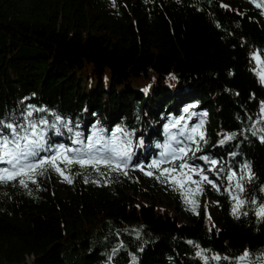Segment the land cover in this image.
Returning <instances> with one entry per match:
<instances>
[{"label": "trees", "instance_id": "16d2710c", "mask_svg": "<svg viewBox=\"0 0 264 264\" xmlns=\"http://www.w3.org/2000/svg\"><path fill=\"white\" fill-rule=\"evenodd\" d=\"M255 54L264 60V9L240 0H0V120H46L38 129L53 149L83 151L77 133L94 150L115 139L135 160L163 151L171 121L217 186L208 183L217 202L193 212L157 169L152 188L141 186L130 161L127 175L61 163L72 183L51 168L27 187L0 183V264L30 255L33 264H237L245 250L259 264L264 65ZM193 127L204 140L187 139ZM233 196L245 202L239 218Z\"/></svg>", "mask_w": 264, "mask_h": 264}, {"label": "snow or ice", "instance_id": "6c2138e0", "mask_svg": "<svg viewBox=\"0 0 264 264\" xmlns=\"http://www.w3.org/2000/svg\"><path fill=\"white\" fill-rule=\"evenodd\" d=\"M255 2V0H253ZM257 8L264 7L260 3H256ZM253 59L257 61L258 64L264 65V60L261 59L259 54H255ZM262 82H264V68L257 72ZM174 78V77H173ZM185 112L188 111L186 108ZM261 112L264 113V104L261 105ZM31 116V112L28 113ZM183 119V118H181ZM38 123L47 125L46 120H41ZM38 123H29L27 125H14L13 123H5L0 120V163L8 165V167L0 168V183H8L12 181H18V183L24 187H27V182L36 183L35 177L38 175H43L45 171L49 168L54 170L56 173L64 177L67 183H72L70 176L65 175V169L60 167L63 163L65 168L78 164L81 168H86L91 166L95 171L99 172V165L103 164L109 172L116 171L127 175V168L130 161V152L127 147H118L116 145L115 139L110 142H106L102 150H94V143H87L79 139V133H77V140L74 143H79L83 145V151L81 149H71L65 148L63 146L53 149L51 147L45 146V136L42 130L38 129ZM179 123V121H177ZM175 126V125H173ZM54 127V125H53ZM7 129L8 132L5 134L2 130ZM71 131V129H69ZM121 131L120 129L116 130ZM183 135V133H181ZM255 134V133H254ZM93 136L98 137L95 143H100L102 137L99 133H93ZM199 136L200 140H204V134L199 127H193L191 129V134L187 136L188 140L193 143H197L195 137ZM231 139V136L226 137ZM89 139H92L91 137ZM172 139H176L175 136ZM264 140V137H261ZM224 141L222 140L221 143ZM197 150H199L197 148ZM44 152H54L50 156H40V153ZM180 155L173 154L171 160L168 158V153L162 154V158L159 160H153L148 166L150 169H157L159 175L157 179H161V182H170L174 187L178 189H184L186 184H195L196 188H187L184 192L185 200L187 203L191 204L192 211L196 212L198 207V202L195 199H190L189 197H194L202 192L201 182H207L211 184L213 188H217L216 184L208 180L207 176L201 174V180L195 181L191 179L189 172H195L187 163L179 164V167H167L161 168L160 165L164 163H174L177 159H183V155L186 154L184 148L179 149ZM215 164L216 161H211ZM247 167V166H245ZM189 169V172H184V169ZM141 171L143 168L141 167ZM146 175H153L152 171L145 173ZM103 175V173H101ZM235 176V173H233ZM251 178L249 170V179ZM232 179V177H229ZM85 182H88L87 178ZM95 183L96 181H92ZM236 188L242 192L243 187L240 184L236 185ZM218 190V189H217ZM234 203L232 206V214L239 218L241 215L240 209L244 207V200L240 199L238 196L232 197ZM198 214V213H197ZM247 212H243V215H247ZM255 215L264 219V204L258 206L255 211ZM211 219V217H209ZM189 243H192L191 241ZM198 247V246H197ZM197 255H202V252H197ZM250 253L245 250L242 255L238 257L239 264H245V261L249 259ZM207 259V258H205ZM213 260L222 259L220 256L216 255L212 257ZM223 259H228L223 257ZM259 264H264V255L257 256L255 258Z\"/></svg>", "mask_w": 264, "mask_h": 264}, {"label": "rangeland", "instance_id": "374dc122", "mask_svg": "<svg viewBox=\"0 0 264 264\" xmlns=\"http://www.w3.org/2000/svg\"><path fill=\"white\" fill-rule=\"evenodd\" d=\"M240 1H242L245 5H249L251 3H253V5H255V6H256V3H260V4L264 5V0H255V2H253V0H240ZM261 8L264 9V7H261ZM172 123L173 124L171 125V121H169V123L167 124L168 133H169L171 142H169L164 147L162 152L153 153L151 151L146 150L145 152L143 151L142 153H140L139 158H137L136 160L133 158H130V164H132V166H135L140 171V177H141L140 185L146 189L152 188V186L150 185V175L145 174L146 172L150 171V168L148 166L152 163V161L161 159L162 154H164L165 152L168 153V158H169V160H171V157L173 154L180 155V153H179L180 148H184L186 150V154L183 155V159L182 160L177 159V160H175L174 163H167L166 162V163H164V166L165 167H176V168H178L179 164L187 163L192 169L196 170L195 172H189V169H187V168L184 169V172H189V175H191L192 180L200 181L201 180V174L208 177V173L206 171V168L203 165H200L199 163L191 161V158H187V153H188L189 148L186 147L185 142L182 140L185 137H183V135L181 134V131L174 128L173 125H175V123L174 122H172ZM173 136H175L176 139H172ZM61 146L65 147L63 144H61V145H57L56 148H59ZM98 150H101V149H98ZM141 167L143 168V171H141ZM62 183H63V181L60 180L58 184H62ZM187 188L195 189L196 185L195 184H186L184 189H179L181 191L182 195H184V192L186 191ZM201 188H202V192L199 195H195L194 197H189V198L195 199L198 202L199 209H201L206 203L215 204L217 202V198H215L213 195H211V193L208 191V183L207 182H201ZM161 195H163V194H161ZM163 197L166 198L164 195H163ZM138 198H140L144 201H147L149 203L156 202L155 198L150 197V196H144L143 194L138 195ZM209 211L215 218H217L219 216V211L214 206H210ZM183 219H185V218H183ZM203 258H205V257H203ZM250 263H251L250 259L245 261V264H250ZM27 264H33V256L32 255L27 257ZM237 264H239V262H237Z\"/></svg>", "mask_w": 264, "mask_h": 264}]
</instances>
